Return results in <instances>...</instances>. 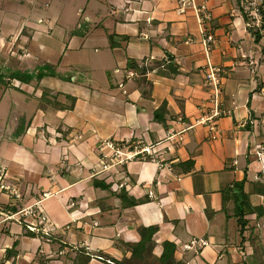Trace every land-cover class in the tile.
I'll return each mask as SVG.
<instances>
[{
	"label": "crops",
	"instance_id": "1",
	"mask_svg": "<svg viewBox=\"0 0 264 264\" xmlns=\"http://www.w3.org/2000/svg\"><path fill=\"white\" fill-rule=\"evenodd\" d=\"M197 1L212 11L205 28L216 38L211 56L222 75L226 114L215 131L187 128L212 105L193 7L182 12L180 0H0V106L12 87L27 95L13 100L0 122L2 135H14L0 140V171L20 182L23 195L18 200L0 190V215L36 203L47 191L41 204L51 222L49 235L32 234L24 223L0 216V264H118L113 258L132 256L141 226L156 228L153 256L135 264H160L165 243L175 245L182 264H264V36L257 39L247 26L238 0ZM80 6L93 36L107 40L94 49L100 67L92 64L89 76L92 99L107 112L88 121L68 118L81 109V98L67 93L59 99L63 86L51 81L56 66L36 87L12 75L34 71L27 58L36 32L57 29L77 38L67 25ZM129 60L151 69L141 74ZM111 63L120 69L112 73ZM50 93L58 105L43 98ZM108 139L152 144L156 158L143 154L103 170L104 161L111 163L101 154ZM236 182L246 195L244 224Z\"/></svg>",
	"mask_w": 264,
	"mask_h": 264
},
{
	"label": "rangeland",
	"instance_id": "2",
	"mask_svg": "<svg viewBox=\"0 0 264 264\" xmlns=\"http://www.w3.org/2000/svg\"><path fill=\"white\" fill-rule=\"evenodd\" d=\"M79 10H80V15L76 14V11H75V14L71 16L69 20V24L67 25L69 32L73 33L74 36H77V38L71 39V35H68L67 37L64 38L60 36V34L58 35L57 29H55L53 34L51 35L47 34L46 32L40 35L38 34V32H36L33 40L28 42V45H29L28 49L30 50L31 55L33 56L27 59H29L31 63H33L31 65L34 66V71H39L42 69L46 71L48 67L56 66L55 68L58 72V76H54V79L51 78V81L53 82L59 81L60 84L63 86L62 88L58 90L59 92H61L58 95L59 99L61 98L63 99L62 95H67V93H70V94L75 93L78 97L81 98V101H80L81 109L79 111H75L74 114L69 115L68 118L70 119L72 117H76L79 120L88 121L90 119V116L91 118H94V119L101 117L105 109V105H102V102L100 100H97L96 98L92 99L91 91L93 88L90 87L89 76L91 75V73H93V71H95L93 69L94 67L92 66V64H95V67L96 65L100 67V64L98 63L99 61L96 59L94 60L92 59L94 55V49L98 48L99 45L103 46L107 40L105 39L104 40L105 42H101L102 41L101 36L99 37L98 36L95 37V35L93 36V32L90 30L88 26V22H87L88 15L81 11V6L79 7ZM37 36L39 37L37 38ZM69 37L71 39L70 41H69ZM66 48L68 49V51L66 52L65 56L59 63V59L62 56L63 51ZM108 67H109V70L112 71V73L120 69V67H118L117 64H112V63L109 64ZM22 70L24 72L17 70L16 75H18L20 72L28 73L26 72V69L25 70L22 69ZM30 72L32 73V71H29V73ZM103 72H105V70H103ZM12 75L14 76V74ZM69 75L73 77L77 76L79 80L76 82L73 79V77L71 80H68L66 76H69ZM32 81L33 82L31 86L36 87L35 82L38 83L39 80L35 79V81L34 80ZM24 83H27V82H24ZM92 84H93L92 87L96 86L95 82ZM21 94L26 95V93L21 92L17 90L16 88L12 87L8 89L7 96L4 98L0 106V122L2 119L6 120L9 117L8 109L11 105V102L13 100L17 101L20 98H22ZM52 94L53 93H50L49 96L54 99L49 98L45 95H43V98L51 101L52 103H56L57 101L55 99L57 97L51 96ZM69 98H73V97L69 95ZM71 103H72V100L68 99L65 105L70 106ZM48 106L50 107V105ZM37 109L39 110L40 108L36 106L33 111L35 112ZM104 112H107V111L105 110ZM106 118L109 119L110 117L107 116ZM26 124H27V119L24 120V126H26ZM8 133L9 132L5 133L6 135H2V132H0V140L3 138H10V139L14 138L13 134H8ZM118 159H121V157H118ZM19 184L13 183L11 178L8 177V175L6 174V172L0 171V190L1 191H5L9 195H12L8 190L1 188V186H21ZM21 192H22V188H21ZM4 212L7 213L6 211ZM0 216H3V215H0Z\"/></svg>",
	"mask_w": 264,
	"mask_h": 264
},
{
	"label": "built area",
	"instance_id": "3",
	"mask_svg": "<svg viewBox=\"0 0 264 264\" xmlns=\"http://www.w3.org/2000/svg\"><path fill=\"white\" fill-rule=\"evenodd\" d=\"M241 7L244 10L246 16V24L254 33H258L261 37L264 36V2L260 0H238ZM182 12L185 11L186 6H191L196 12L198 22L203 33V46L206 54V64L204 66V84L210 88L212 97L210 98L211 107L207 114L198 118L193 124L187 128H192L196 125H204L209 127L210 131L217 129V119L224 116L226 111L222 108L221 94H222V75L220 67L216 66L212 61V49L216 42V38L213 33L206 30V24L213 18L211 9L208 7L206 2H198L197 0H180ZM264 47V45H263ZM130 74L134 73L130 71ZM179 134V133H176ZM174 134L171 136L173 137ZM179 140L183 138L178 137ZM154 145H145L142 142L135 144L130 143H119L114 140H105L102 143L101 151L102 156L105 159L111 160V163L104 161L103 170L110 169L113 164H122L127 160L133 159L139 155L148 154L151 159L156 158V152L153 150ZM123 156V157H122ZM121 157V159H118ZM8 190L15 199L22 200L23 195L17 186H1ZM50 195L49 192L45 191L42 193L41 198L34 204L29 206H23L19 211L13 213H3L5 220L15 219L20 223H24L27 230L35 232L37 234H50L48 225H51L50 219L47 213L44 211V207L41 202L44 198ZM197 241H192V244H196ZM203 244L206 241L202 240ZM187 248H191L187 245Z\"/></svg>",
	"mask_w": 264,
	"mask_h": 264
},
{
	"label": "trees",
	"instance_id": "4",
	"mask_svg": "<svg viewBox=\"0 0 264 264\" xmlns=\"http://www.w3.org/2000/svg\"><path fill=\"white\" fill-rule=\"evenodd\" d=\"M255 35L257 39L260 38V35L258 33H255ZM111 44L112 46L115 45V42L113 41L112 38H111ZM128 67L135 68L136 71H138L141 74L147 73V71L151 69V67L145 66V65L140 67L138 63L134 60H129ZM15 75H16V72L14 73V76H13L14 78L21 80L23 82L29 83L34 79L41 80L46 75H55V72L52 71L50 73H47V71L42 69L37 72L34 71L32 73H27V74L20 72L18 75L16 76ZM54 104L58 105L59 103L56 102ZM165 106L166 105L164 103L158 110L155 111V119L157 120L163 119L162 112ZM23 132H24V125L22 124L18 127L15 137H19ZM242 186H243L242 182H236L233 187V189H236L238 191V193L235 194L236 202L238 203L241 198L240 203L237 205L238 221L240 224H244L243 216L246 211L245 210L246 195L243 193ZM101 187L107 188L108 186L106 184H102ZM136 202H137L136 200H133L130 203V205H134L136 204ZM155 231H156V228L152 226L139 227V232L141 233L142 239L137 245L134 246L132 256L129 259H122V260H115L113 258L112 261L117 262L118 264H135L136 261H140V260H145V262H147L149 258L153 256L154 242L152 241V238H153ZM29 232L31 233L32 231H29ZM33 233L35 232H32V234ZM174 250H175L174 244L165 243V250L163 254L161 255V257L159 258L160 264H166L165 262H170L171 264H182L181 262H176V259L174 258V255H173Z\"/></svg>",
	"mask_w": 264,
	"mask_h": 264
}]
</instances>
